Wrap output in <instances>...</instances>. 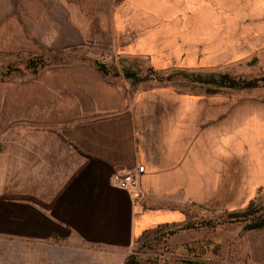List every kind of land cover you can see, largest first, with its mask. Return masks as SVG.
<instances>
[{"label":"crops","instance_id":"crops-1","mask_svg":"<svg viewBox=\"0 0 264 264\" xmlns=\"http://www.w3.org/2000/svg\"><path fill=\"white\" fill-rule=\"evenodd\" d=\"M108 2L115 55L156 70L253 57L264 68V0ZM68 64L34 78L32 139L19 143L33 168L38 228L47 221L72 243L117 250L188 209L232 211L264 191V87H139L89 61ZM140 165L134 187L110 183L113 171ZM241 246L250 264H264V227L243 230Z\"/></svg>","mask_w":264,"mask_h":264},{"label":"rangeland","instance_id":"rangeland-1","mask_svg":"<svg viewBox=\"0 0 264 264\" xmlns=\"http://www.w3.org/2000/svg\"><path fill=\"white\" fill-rule=\"evenodd\" d=\"M113 6L108 0H0V264H123L129 257L131 264H250L241 249L245 207L188 209L184 220L148 230L117 250L72 243L58 228L50 233L47 221L44 229L36 226L32 164L18 156L23 136L32 139L35 77L89 61L105 64L110 76L128 69L144 79L130 84L139 87L203 93L213 86L194 79L219 73L261 77L258 84H264V68L254 57L224 67L151 71L138 59L115 55L108 32ZM230 91L240 90L217 93ZM251 202L255 213L264 208V191Z\"/></svg>","mask_w":264,"mask_h":264},{"label":"trees","instance_id":"trees-1","mask_svg":"<svg viewBox=\"0 0 264 264\" xmlns=\"http://www.w3.org/2000/svg\"><path fill=\"white\" fill-rule=\"evenodd\" d=\"M95 67L97 68V70L102 74V75H109L108 74V67L100 62H95ZM151 71L155 70L153 68H149ZM122 77L126 80L129 81L130 84H133L135 81H141L144 80L143 78L141 79H136L134 73L130 72L128 69H123L122 72ZM262 79L261 77L258 78H253V79H249V80H245V79H240V78H233L230 77L228 74L226 73H219L217 75H209L207 78H202L197 76L194 80L195 82L198 83H203V84H210L213 86L212 89H207L205 91V93H216L221 89H234V90H243V89H253V88H257V87H263L264 84H258V81ZM252 202L249 201L248 204L245 206V208L240 212V214L243 216L242 219L245 222V224L243 225V229H260L262 227H264V208L260 209L257 213L256 210L252 211L250 208ZM253 213L255 215H253ZM232 214L234 213H230V217H233ZM160 226V225H158ZM158 226H154L148 230L154 229ZM146 230V231H148ZM146 231L142 232L140 235H142L143 233H145ZM139 235V236H140ZM138 238V237H137ZM136 238V239H137ZM132 262V258L129 257L127 259L124 260L123 264H131Z\"/></svg>","mask_w":264,"mask_h":264},{"label":"built area","instance_id":"built-area-1","mask_svg":"<svg viewBox=\"0 0 264 264\" xmlns=\"http://www.w3.org/2000/svg\"><path fill=\"white\" fill-rule=\"evenodd\" d=\"M143 167L137 166L131 170H116L110 174V183L119 189H130L136 184L138 175L142 172Z\"/></svg>","mask_w":264,"mask_h":264}]
</instances>
